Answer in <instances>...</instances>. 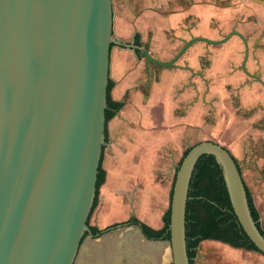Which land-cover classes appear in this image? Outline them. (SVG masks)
I'll use <instances>...</instances> for the list:
<instances>
[{"label": "water", "instance_id": "water-1", "mask_svg": "<svg viewBox=\"0 0 264 264\" xmlns=\"http://www.w3.org/2000/svg\"><path fill=\"white\" fill-rule=\"evenodd\" d=\"M195 37L169 62L175 67ZM113 45L112 0H0V264H74L95 239L87 222L105 145V111ZM139 49V48H138ZM245 63V62H244ZM244 68V67H243ZM203 155L222 168L237 221L264 257L237 163L224 147L189 148L175 172L170 200L172 264H190L185 215L191 177ZM264 231V226H263Z\"/></svg>", "mask_w": 264, "mask_h": 264}, {"label": "crops", "instance_id": "crops-1", "mask_svg": "<svg viewBox=\"0 0 264 264\" xmlns=\"http://www.w3.org/2000/svg\"><path fill=\"white\" fill-rule=\"evenodd\" d=\"M112 9L117 42H129L138 34L153 58L164 55L170 61L192 38L218 40L229 35V31L240 34L247 46L257 39L264 44V0H112ZM217 24L220 30L216 31L213 25ZM200 43H193L170 70L138 58L130 49L112 46L110 95L123 106L106 125L101 159L105 179L89 220L91 227L103 233L82 244L74 264H172L166 241L147 238L140 225L154 231L164 227L174 169L197 140L198 129L212 133L213 117L220 109L214 103V89L206 87L202 93L197 85L195 55L204 49ZM223 44L230 53L245 49L239 36H232ZM258 55L256 69L264 72V49ZM247 60L240 70L246 78L261 82L248 73ZM230 72L239 71L232 68ZM226 80L227 85L237 84L233 78ZM242 87L244 81L233 88L243 92ZM241 102L245 106L253 100L242 97ZM243 122L232 119L234 129ZM240 129L234 131V137L239 144H245L247 133ZM207 139L202 137L200 141ZM228 151L232 152L230 148ZM231 152L239 165L240 157ZM254 162L264 171L262 158ZM242 177L245 182L243 173ZM131 219L139 224L130 223ZM210 242L227 248L223 251L228 254V264H264V257L255 251L234 249L211 240L200 245ZM199 250L198 247L197 254Z\"/></svg>", "mask_w": 264, "mask_h": 264}, {"label": "rangeland", "instance_id": "rangeland-1", "mask_svg": "<svg viewBox=\"0 0 264 264\" xmlns=\"http://www.w3.org/2000/svg\"><path fill=\"white\" fill-rule=\"evenodd\" d=\"M213 27L216 31L217 29L220 30L218 24L213 25ZM228 33L230 34L231 32L229 31ZM261 35L264 37V29ZM170 36L174 37V34H170ZM227 36L225 34L218 40L215 39L216 37H208V40L221 41ZM113 37L117 41L114 34ZM205 39L207 38L205 37ZM200 44H202L201 47L204 49L195 55L197 63L194 71L196 72V79L198 81L197 85L202 90V93L206 87H212L214 89V103L220 109L217 112V117H213L214 125L212 133L208 135L209 133L204 128L198 129L197 140L190 147L199 142L208 140L211 142L215 141L227 150L230 148L235 155L240 157L238 163L241 166L243 175H245V182L248 189L253 196V203L259 212L261 225L264 226V176H262L264 171H260L254 162V160L260 158L264 160V72L256 69L260 58L258 52L261 48L264 49V44L261 40L257 39L256 42L248 45L249 56L246 62L248 73L260 78L262 80L261 82L256 81L252 77L246 78V75L240 70L245 58L244 48H241L236 54L226 50L224 44L211 45L205 42ZM155 58L159 62H169L168 58L164 57V55H159ZM232 68H236L239 72H230ZM166 70L170 69L166 68ZM228 77L233 78L234 83L237 82V84L227 85L226 79ZM243 81V92L240 89L233 88L236 85H240ZM242 97L253 100V103L244 106L243 102H241ZM260 98L263 99L260 103L255 102ZM214 111L216 110L214 109ZM235 117L244 121L241 126L238 125L237 129L241 127L242 129L240 130L243 133H247V141L245 144H239L234 137V131L237 129H234L232 119ZM202 137H208L209 139L200 141ZM176 169H174V173ZM199 248L196 264H210L213 262L215 264H228V254H225L223 251L227 248H224L221 244L214 242L204 243Z\"/></svg>", "mask_w": 264, "mask_h": 264}, {"label": "trees", "instance_id": "trees-1", "mask_svg": "<svg viewBox=\"0 0 264 264\" xmlns=\"http://www.w3.org/2000/svg\"><path fill=\"white\" fill-rule=\"evenodd\" d=\"M112 88L113 83L109 80L106 98L107 109L105 111V140L107 123L116 116L123 106L122 103L112 100L110 95ZM188 152L189 149L184 153L182 160ZM104 179L105 172L101 168L100 161L96 194L90 216L97 206L99 188L103 184ZM245 190L252 219L256 223L259 232L264 236L263 228L259 222L260 215L253 204L250 192L246 187ZM90 216L87 225L92 235L98 237L103 232L89 225ZM129 222L132 224H139L135 219H131ZM169 222L170 210L168 209L163 217L164 227L161 230L154 231L143 224H141L140 227L149 239L169 241ZM185 222L187 256L190 264H195L194 261L197 255V249L201 242L207 240L221 242L235 249L257 252V249L246 237L235 217L222 168L212 155H203L194 168L189 186Z\"/></svg>", "mask_w": 264, "mask_h": 264}, {"label": "flooded vegetation", "instance_id": "flooded-vegetation-1", "mask_svg": "<svg viewBox=\"0 0 264 264\" xmlns=\"http://www.w3.org/2000/svg\"><path fill=\"white\" fill-rule=\"evenodd\" d=\"M125 44H133L134 45V47H136L137 49H130V50H132V51H134V53L136 54V56L138 57V58H142V59H144L145 61H146V59L143 57V55H142V51L143 50H146V51H148L149 52V47H145L144 45V43L141 41V38H140V36L138 35V34H135L134 35V37H133V39L131 40V41H129V42H126ZM144 47V48H143ZM139 48V49H138ZM123 49H125V48H123ZM127 49H129V48H127ZM247 58H248V54H247ZM245 59H246V49H245V58H244V61H243V64H242V66H244V62H245ZM238 165V164H237ZM238 168H239V170H240V173H241V169H240V167H239V165H238ZM241 176H242V173H241ZM242 179H243V177H242ZM244 182V181H243ZM244 186L246 187V184H245V182H244ZM247 188V187H246ZM247 190H248V188H247ZM259 222H260V219H259ZM260 224H261V222H260ZM262 226V225H261ZM262 228H263V226H262ZM235 249V248H234ZM258 253V252H257ZM195 262V261H194Z\"/></svg>", "mask_w": 264, "mask_h": 264}]
</instances>
